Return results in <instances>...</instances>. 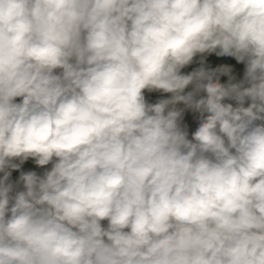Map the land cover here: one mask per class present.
I'll return each instance as SVG.
<instances>
[{
    "label": "clouds",
    "instance_id": "9594fccd",
    "mask_svg": "<svg viewBox=\"0 0 264 264\" xmlns=\"http://www.w3.org/2000/svg\"><path fill=\"white\" fill-rule=\"evenodd\" d=\"M0 264H264V0H0Z\"/></svg>",
    "mask_w": 264,
    "mask_h": 264
},
{
    "label": "trees",
    "instance_id": "16d2710c",
    "mask_svg": "<svg viewBox=\"0 0 264 264\" xmlns=\"http://www.w3.org/2000/svg\"><path fill=\"white\" fill-rule=\"evenodd\" d=\"M222 62L229 63L235 66L236 70L239 72L240 75H242L243 66L242 65H235V61L232 60V58H220ZM222 80H226V77H222ZM155 94H153L154 96ZM24 170H36V171H42L40 169H36L35 165L31 162H26L24 165ZM18 173H13V177H17Z\"/></svg>",
    "mask_w": 264,
    "mask_h": 264
}]
</instances>
